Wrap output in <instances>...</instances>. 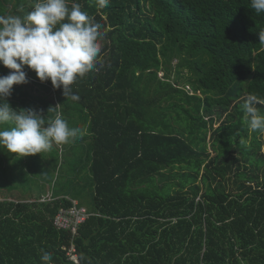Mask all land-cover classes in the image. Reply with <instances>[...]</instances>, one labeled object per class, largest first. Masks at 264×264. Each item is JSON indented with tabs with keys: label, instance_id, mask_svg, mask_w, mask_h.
I'll use <instances>...</instances> for the list:
<instances>
[{
	"label": "trees",
	"instance_id": "16d2710c",
	"mask_svg": "<svg viewBox=\"0 0 264 264\" xmlns=\"http://www.w3.org/2000/svg\"><path fill=\"white\" fill-rule=\"evenodd\" d=\"M35 2L0 0V15ZM68 2L102 25L101 64L72 85L77 100L27 68L7 99L46 123L59 112L84 135L0 160V264H41V249L52 264H264V133L248 130L241 107L264 101V13L251 0ZM84 175L92 195L82 199L73 183ZM50 182L51 198L34 196ZM73 199L101 215L76 234L55 224Z\"/></svg>",
	"mask_w": 264,
	"mask_h": 264
},
{
	"label": "clouds",
	"instance_id": "9594fccd",
	"mask_svg": "<svg viewBox=\"0 0 264 264\" xmlns=\"http://www.w3.org/2000/svg\"><path fill=\"white\" fill-rule=\"evenodd\" d=\"M95 2L102 9L111 0ZM251 8L257 14L264 13V0H251ZM101 28L79 3L69 6L68 0H37L23 16L0 15V64L10 70L0 75V149L20 157L43 154L50 151L54 143H74L84 135L82 128L70 126L59 112L46 123L42 110L22 108L17 111L7 98L12 95L14 85L29 82L27 68L34 71L41 82L50 80L54 88H62L67 99L77 100L79 97L72 85L101 64L105 36ZM258 37L259 43L264 45V29L258 31ZM258 103L264 101L249 95L241 107L248 130L264 133V113L255 106ZM240 143L247 146L243 139ZM74 249L77 252L76 247ZM40 261L52 264V253L41 249Z\"/></svg>",
	"mask_w": 264,
	"mask_h": 264
},
{
	"label": "rangeland",
	"instance_id": "374dc122",
	"mask_svg": "<svg viewBox=\"0 0 264 264\" xmlns=\"http://www.w3.org/2000/svg\"><path fill=\"white\" fill-rule=\"evenodd\" d=\"M175 63H176V61H175ZM162 75H163V73L160 72L159 73V76H162ZM170 76H171V74H170ZM220 122L221 121L218 120L217 123L215 124V126H218L220 124ZM209 136H210V134L208 135V137ZM207 140H208V144H209V142L211 143V141L209 140V138H207ZM208 148H209V151H210V154L211 155L216 154V151L215 150H213L209 146H208ZM62 150H63V153L62 154H64V155H65V151H66V153L68 152V148L67 147H65V149L62 148ZM75 150H76V155L74 157H75V160L78 161L79 157L82 154H85L86 148L75 149ZM3 157L6 160H7V157L9 159L8 153L4 149H0V160L2 162H3ZM59 158H60V155H59ZM72 159H69L68 156H65L64 158L62 157L59 160V163H60L59 165H61V164L71 165V162L73 161ZM44 162L46 163L47 167L50 168L51 170L54 168V163H52L51 161H48L47 162V160H45ZM77 173L78 172H75V175L76 176H77ZM53 174L55 175V173H53ZM76 178L77 177H74L73 179L76 180ZM88 180H89L88 176L86 177V175H84L83 177H78V181H75V183H73V184H77V185H79L81 187V191L79 193L82 195V199L83 198H89L92 195V192L90 191V186H89V181ZM69 181L72 183L73 180L72 179L71 180L69 179ZM71 183H67L62 177H59V179H58V184L59 185H62L63 187H68ZM58 184H56L55 182H50V184L47 183V185H46L47 190L46 191H43V188H39V189L33 188V191L35 192V195L34 196L38 198V196H41L43 194L44 195V198H51L52 197L51 196V192H49V191H51V189L53 187L58 186ZM0 196L3 197L2 192H0ZM73 200H74V203L75 204H78L79 200H76V199H73Z\"/></svg>",
	"mask_w": 264,
	"mask_h": 264
},
{
	"label": "built area",
	"instance_id": "2783aa9c",
	"mask_svg": "<svg viewBox=\"0 0 264 264\" xmlns=\"http://www.w3.org/2000/svg\"><path fill=\"white\" fill-rule=\"evenodd\" d=\"M91 215H100L90 212L86 207H80L74 203V206L68 210H60L55 218V224L58 227L71 229L73 233L77 232L78 226L85 222ZM75 251V249H74ZM74 260L77 261L76 254L73 255Z\"/></svg>",
	"mask_w": 264,
	"mask_h": 264
}]
</instances>
